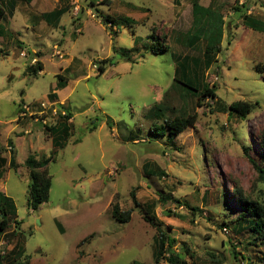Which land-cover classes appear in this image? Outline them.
Masks as SVG:
<instances>
[{
	"label": "rangeland",
	"instance_id": "1",
	"mask_svg": "<svg viewBox=\"0 0 264 264\" xmlns=\"http://www.w3.org/2000/svg\"><path fill=\"white\" fill-rule=\"evenodd\" d=\"M90 1L79 0L80 33L68 13L46 37L20 20L13 23L21 42L42 52L44 71L36 77L26 71L31 56H20L11 38L0 39V191L12 198L17 214L0 233V264H154L157 227L175 239L172 249L187 264H264V240H252L249 230L235 232L242 206L235 188L248 198H264V181L246 155L264 167V29L243 22L245 14L264 21V0L199 1H211L224 23L220 51L204 71L216 98L200 105L193 94L181 99L171 88L173 53L203 52V42L192 48L176 42L191 26L192 0ZM104 16L135 23L105 26ZM151 34L166 47L161 53L143 48ZM60 37L62 57L50 49ZM125 49L130 61L121 54ZM101 59L108 60L99 74ZM56 74L73 89L62 102L73 115L71 136L47 164L48 199L33 211L26 206L23 163L29 154L49 156L52 143L40 115L20 117L19 106L45 100L55 90ZM235 100L254 104L246 118L229 114ZM158 102L170 116L186 111L192 123L173 138L154 132L163 121L149 109ZM23 121L31 124L24 127ZM11 156L15 169L8 164ZM114 203L130 211L127 222L111 215Z\"/></svg>",
	"mask_w": 264,
	"mask_h": 264
},
{
	"label": "trees",
	"instance_id": "2",
	"mask_svg": "<svg viewBox=\"0 0 264 264\" xmlns=\"http://www.w3.org/2000/svg\"><path fill=\"white\" fill-rule=\"evenodd\" d=\"M29 1V0H27ZM92 2V1H91ZM92 4H94L92 2ZM237 9V8H236ZM238 10V9H237ZM65 9H57L48 14H44V18L47 17H58L62 14ZM3 10L0 7V21L3 18ZM191 26L187 31L176 38V42L186 45L189 48L196 46L198 43L203 42L202 56H192L189 54H175L173 53V61L175 64V71L173 77V83L171 88L179 91V97L186 99L187 94H193L196 97V102L200 105L201 99L208 97L209 99H215L216 93L212 87L205 82L204 71L208 69L215 61L217 53L220 51V44L223 37V16L215 10L212 5L203 6L199 3V0L191 1ZM105 26H116L119 28L132 27L131 24L135 21L129 17H117L111 18L104 16L101 19ZM244 25L253 28L255 30L264 29V21L253 18L245 14L243 19ZM3 31V28H1ZM111 39H114V33L109 32ZM151 41L149 43H143V48L146 51L158 54L166 49L161 41L151 34ZM141 39L137 36L134 40V44H138ZM115 51V46H112ZM128 50L121 51L122 56L126 60H131V55ZM30 53V52H29ZM31 54V53H30ZM36 56L37 53H35ZM108 59H101L98 61V71L102 74L105 70V63ZM109 64H113L112 59L109 60ZM258 66H256L257 68ZM43 69V64L40 60H37L33 65L26 67L28 74L37 76L38 71ZM257 70H259L257 68ZM56 87L61 88L66 84V79L62 75L57 74ZM49 99H55V93H49ZM254 104L244 101L235 100L228 106L229 114H235L236 116L244 119L253 109ZM20 110V106H19ZM67 110V109H66ZM169 108L163 103L158 102L153 104L152 109H149V115H152L156 119L163 121L160 126L162 129L159 130L157 126H153L154 132H160L164 134L166 132L167 138H173L178 136L181 132L188 127L192 121L186 111L174 114L170 116L167 114ZM72 117L69 110L67 115L59 117L54 124H44L43 130L51 136L52 149L50 155L45 154L37 157L35 154H29L23 163L28 173V184H27V199L26 206L28 210H36L40 204L46 202L48 199L49 189L51 185V176L48 173L47 164L50 161H54L57 155L58 148H63L71 136L72 121L69 119ZM193 120V119H192ZM130 135L129 137H131ZM135 138H132V140ZM8 142L11 143V140ZM260 143L264 149V134L260 138ZM245 153L246 148H245ZM250 163L257 170L259 178L264 181V167H261L259 163L249 157L246 154ZM5 159L0 158V177L2 175L3 165ZM10 168H17L15 159L11 156L8 160ZM156 175L163 174L162 171H156ZM235 192L238 194V198L242 202L241 210L239 211L236 218V229L235 232L240 234L244 230H249V236H252V240H264V198L251 199L242 194L237 188ZM131 196L134 200L135 205L137 204L133 192ZM159 198L164 199L165 196L159 194ZM111 215L120 222H127L130 219V211H121L117 203H114L111 207ZM16 207L11 197L7 196L0 191V233H4L9 227L11 221L16 218ZM147 222L151 225L156 226L152 217L146 218ZM223 225H226V221H222ZM157 227V226H156ZM157 236L155 238V248L153 250V261L154 264H158L161 259L166 260L169 264H187V262L172 249L174 238H171L161 228L157 227ZM168 255L165 256L164 254Z\"/></svg>",
	"mask_w": 264,
	"mask_h": 264
},
{
	"label": "crops",
	"instance_id": "3",
	"mask_svg": "<svg viewBox=\"0 0 264 264\" xmlns=\"http://www.w3.org/2000/svg\"><path fill=\"white\" fill-rule=\"evenodd\" d=\"M91 1L93 2V0ZM91 1L90 3L92 4ZM210 2L211 1H209L207 5L209 4L211 5ZM207 5H204V6H207ZM0 7L2 8L3 13H4L3 18L0 21V39L6 36L8 38H11L13 41H15V43H17V47H19L18 51L26 50L30 53H37L42 64H43V61H42L41 50H36L34 48H31L29 44L21 42L20 38H18L20 34L19 31L11 27L13 23H16L17 20H20L21 24L25 27V29L28 30L29 26H32L33 28L32 31H37L39 36L46 37L49 34L51 28H54L57 25H59L62 16L65 13H68L71 18L70 22L74 29V32L80 33L79 20H78L77 15H74L72 12L71 4L69 0H29V1L27 0H0ZM60 8L65 9V11L62 14H60V16L58 17L51 16V17H47L46 19L44 18L43 16L44 14H48ZM85 9H88V8H85ZM1 28H3V31ZM62 41H63V37H60L59 39H55L51 43L50 49L52 48L54 44H58V42L62 43ZM60 49L62 50V46H60ZM6 55H7V52L5 56ZM28 61H29V58L25 61V65L28 64ZM69 62L70 61L68 59L67 66L62 68V70H67V67L69 66ZM43 71H44V64H43V69L40 72L42 73ZM27 75H30V74L27 73ZM67 82L68 81L66 80L65 86L61 88H57L55 85V88H54L55 90L49 92V93L51 92L55 93L54 101L58 103H62L69 99V96L71 92L73 91V89L66 88ZM49 93L45 95V99L49 97ZM71 119L73 120V118ZM21 123H22V126L24 127H28L31 124L30 122L29 123L26 122L25 124L24 121Z\"/></svg>",
	"mask_w": 264,
	"mask_h": 264
},
{
	"label": "built area",
	"instance_id": "4",
	"mask_svg": "<svg viewBox=\"0 0 264 264\" xmlns=\"http://www.w3.org/2000/svg\"><path fill=\"white\" fill-rule=\"evenodd\" d=\"M71 4V10L74 15H77L79 10H80V5H79V0H69ZM90 16L93 17L94 14L90 13ZM53 55H56L58 57H62V51L59 48L58 44L53 45ZM35 53H29L26 50H21L20 51V56L27 58L29 55L31 56L29 58V64H34L37 61L36 56L34 55ZM95 67V65H93ZM40 73V71H38ZM34 104V105H33ZM33 115H40L38 116L43 124H54L56 120L59 117H64L67 115V110L63 106V103H58L54 100H40L36 101L35 103H27V102H22L20 104V110L18 112V116L20 117H28V116H33ZM43 115H46L45 118H42ZM48 115V117H47ZM35 121L38 120L37 116L34 118ZM46 120V121H45ZM71 120V119H69Z\"/></svg>",
	"mask_w": 264,
	"mask_h": 264
}]
</instances>
